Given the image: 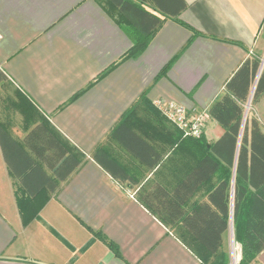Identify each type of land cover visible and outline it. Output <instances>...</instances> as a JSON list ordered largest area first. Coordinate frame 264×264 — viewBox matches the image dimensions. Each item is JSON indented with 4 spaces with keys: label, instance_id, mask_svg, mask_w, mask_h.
<instances>
[{
    "label": "crops",
    "instance_id": "obj_1",
    "mask_svg": "<svg viewBox=\"0 0 264 264\" xmlns=\"http://www.w3.org/2000/svg\"><path fill=\"white\" fill-rule=\"evenodd\" d=\"M185 1L179 19L200 36L166 76L155 81L193 36L173 19L164 21L139 58L123 62L69 102L131 48L116 12L103 0H0V71L8 78L0 85V122L21 142L45 122L84 157L80 168L49 194L38 218L24 226L19 185L0 147V264H203L177 230L139 200L154 182L173 188L192 163L173 156L160 141H150L162 162L149 169L108 141L144 92L152 103H176L200 115L226 93L227 81L249 56L264 62V0ZM151 4L147 8L157 13ZM247 115L259 121L264 133V94L251 101ZM223 133L209 116L207 140L214 142ZM102 144L132 171L137 186L122 185L94 161ZM94 232L114 242L122 257ZM227 234L222 250L230 260ZM252 264H264V250Z\"/></svg>",
    "mask_w": 264,
    "mask_h": 264
},
{
    "label": "trees",
    "instance_id": "obj_2",
    "mask_svg": "<svg viewBox=\"0 0 264 264\" xmlns=\"http://www.w3.org/2000/svg\"><path fill=\"white\" fill-rule=\"evenodd\" d=\"M149 1L157 13L147 8ZM103 3L116 12L119 26L131 39L132 46L69 102L123 62L139 58L166 19L190 29L193 36L155 81L166 76L178 57L200 36L179 19L187 8L185 0H103ZM257 78L252 102L264 94V65L260 57L249 56L227 81L226 93L208 109L209 116L224 129L214 142L210 143L204 133L200 138L185 137L148 99L147 91L122 115L108 137V141L149 169L162 162L161 154L150 141H160L172 149L173 156H185L186 163H192L173 188L154 182L140 192L139 200L164 225L176 229L203 264H229L222 248L231 219L235 241L241 247L239 264H252L264 250V133L257 119L246 116V105ZM7 79L0 71V85ZM142 110L147 117H142ZM24 114L29 124V113L24 110ZM0 147L10 175L19 185L18 206L24 226L38 218L49 194L55 193L80 168L84 158L45 122L29 130L22 142L13 138L0 122ZM93 159L122 185L139 184L107 145L98 146ZM201 191H204L201 198L194 201ZM94 238L101 240L115 256L122 257L119 247L103 233L94 232Z\"/></svg>",
    "mask_w": 264,
    "mask_h": 264
},
{
    "label": "built area",
    "instance_id": "obj_3",
    "mask_svg": "<svg viewBox=\"0 0 264 264\" xmlns=\"http://www.w3.org/2000/svg\"><path fill=\"white\" fill-rule=\"evenodd\" d=\"M153 104L169 122L183 132L185 137L200 138L203 135L206 121L209 118L207 112L191 115L185 107L163 100H156Z\"/></svg>",
    "mask_w": 264,
    "mask_h": 264
},
{
    "label": "rangeland",
    "instance_id": "obj_4",
    "mask_svg": "<svg viewBox=\"0 0 264 264\" xmlns=\"http://www.w3.org/2000/svg\"><path fill=\"white\" fill-rule=\"evenodd\" d=\"M252 99H253V96H252ZM251 101L248 102V104L246 105V111H248V109H250ZM225 239H226V242H225L224 247L230 253L229 264H239V255L241 253V249H240L241 247L235 241L234 226H233L232 221L230 224V229H229L228 234L226 235Z\"/></svg>",
    "mask_w": 264,
    "mask_h": 264
},
{
    "label": "water",
    "instance_id": "obj_5",
    "mask_svg": "<svg viewBox=\"0 0 264 264\" xmlns=\"http://www.w3.org/2000/svg\"><path fill=\"white\" fill-rule=\"evenodd\" d=\"M263 65H264V62L262 63V66H263ZM261 70H262V67H261L260 72H259V74H258V78H259V76H260ZM258 78H257V80H256V82H255V84H254L253 89H252V93H251V96H250V101L252 100V96H253V94H254V91H255V88H256V84H257ZM250 101H249V102H250ZM246 116H247V111H246ZM231 221H232V219H231Z\"/></svg>",
    "mask_w": 264,
    "mask_h": 264
}]
</instances>
